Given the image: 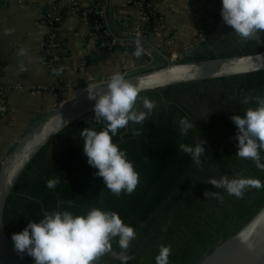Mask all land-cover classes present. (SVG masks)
I'll return each mask as SVG.
<instances>
[{
    "label": "trees",
    "instance_id": "16d2710c",
    "mask_svg": "<svg viewBox=\"0 0 264 264\" xmlns=\"http://www.w3.org/2000/svg\"><path fill=\"white\" fill-rule=\"evenodd\" d=\"M155 1L160 0L130 2L144 8L148 19L145 33H154L160 20ZM153 8L154 14H151ZM46 9L43 17L49 23L47 14L52 8ZM83 11L99 43L115 39L98 8L88 7ZM59 13L60 20L51 24L56 29L54 33L64 16ZM96 23L101 28L95 30ZM217 28L214 26L210 31L213 38L207 36L180 61L264 50V34L244 40L230 26L224 31ZM136 47L134 41L130 45L112 46L132 54ZM58 55L61 56L60 51ZM140 58L147 63L137 68V72L150 69L152 64L164 65L155 54H142ZM3 89L0 84V90ZM249 94H264V69L141 91V97L156 101L151 116L143 126L130 122L112 138L127 152L140 176L135 191L131 195L122 192L119 197L105 187L101 177L94 175L97 169L87 163L82 150L81 130L91 126L99 131L105 126L104 121L95 122L93 110L77 118L48 140L15 181L3 209V224L9 240L12 243L13 233L24 229L29 220L37 221L45 212L68 210L74 215H83L90 208L99 207L117 212L137 233L128 252L132 259L127 264H156L155 257L162 244L171 245L169 264H197L264 204V188L249 186L243 198H237L207 182L222 175L258 178L264 182V170L258 169L252 160L236 155L237 129L230 117L242 116L246 108L256 106L241 103ZM137 106H140L139 101ZM181 117H187L194 125L186 136L180 133ZM134 128L140 129L141 135H133ZM200 138L206 142L205 153L201 157L202 164L197 166L189 154L179 149V144L194 145ZM261 156L264 157V151ZM53 177H59L61 182L49 189L46 181ZM205 191H209L208 198L204 196ZM212 192H219L223 200L214 197ZM112 247L113 252L102 256L98 264H120L115 258L120 248L115 242ZM25 256L34 262L32 257Z\"/></svg>",
    "mask_w": 264,
    "mask_h": 264
},
{
    "label": "clouds",
    "instance_id": "9594fccd",
    "mask_svg": "<svg viewBox=\"0 0 264 264\" xmlns=\"http://www.w3.org/2000/svg\"><path fill=\"white\" fill-rule=\"evenodd\" d=\"M221 4L222 20L241 39L264 34V0H221ZM10 31L6 30L5 34ZM142 52L137 42L133 54L140 57ZM20 55H24V49L20 50ZM20 70H24L23 65ZM62 70L54 69L53 72L59 75ZM106 85L107 91L100 94L94 87L85 89L88 99L95 100L94 121H104L105 126L99 131L91 126L81 130L82 150L87 163L97 169L94 175L103 179L105 187L113 195L119 197L122 192L131 195L140 183L139 172L128 159L127 152L112 138L130 122L143 126L155 109L156 101L141 97L139 94L143 87L129 82L120 72L113 73ZM241 103H255L256 106L246 108L242 116L235 114L230 117L237 129L236 155L252 160L258 169L264 170V157L261 156L264 151V94L245 95ZM63 123L66 126L68 121L63 120ZM178 123L182 136L194 127L187 117H181ZM132 132L133 135H141L140 129L134 128ZM205 143L200 138L194 145L180 143L179 149L189 154L194 164L199 166L205 153ZM60 182L59 177L50 178L46 187L53 189ZM207 182L237 198H243L249 186L264 188V182L258 178L243 176L229 178L222 175ZM211 194L223 200L219 192ZM204 196L208 198L209 191H205ZM68 205L71 207L70 201ZM136 236L134 228L125 224L117 212L92 207L83 215H74L68 210L45 212L37 221L29 220L24 229L13 233L11 240L13 251L21 257L25 254L32 257L34 264H98L102 256L113 252L112 244L115 242L120 248L115 258L120 264H127L132 259L128 252ZM243 239L247 241V237ZM248 247L251 249L252 245L249 243ZM171 251V245H160L156 264H169Z\"/></svg>",
    "mask_w": 264,
    "mask_h": 264
},
{
    "label": "crops",
    "instance_id": "0c3cea01",
    "mask_svg": "<svg viewBox=\"0 0 264 264\" xmlns=\"http://www.w3.org/2000/svg\"><path fill=\"white\" fill-rule=\"evenodd\" d=\"M131 0H0V163L5 148L17 141L34 116L51 110L78 88L109 79L115 72L136 70L134 54L103 46L84 16L88 7L104 15L119 41L145 37L148 22L142 5ZM154 38L164 53L190 52L221 19V0H160ZM64 14L56 35L60 58L52 65L46 54L54 29L43 15L53 7ZM6 30H11L5 34ZM24 49V55L20 50ZM156 55V54H155ZM23 65L24 70L20 67ZM63 70L55 75L53 70Z\"/></svg>",
    "mask_w": 264,
    "mask_h": 264
},
{
    "label": "water",
    "instance_id": "95a60500",
    "mask_svg": "<svg viewBox=\"0 0 264 264\" xmlns=\"http://www.w3.org/2000/svg\"><path fill=\"white\" fill-rule=\"evenodd\" d=\"M128 41L138 42L150 55H158L164 63L145 71L134 70L123 74L125 79L141 85L144 90L264 69V50L252 54L183 62L180 59L188 52L178 51L173 59L172 55L164 53L157 46L153 32L147 33L146 37L131 36ZM146 63V59L137 60L134 67L142 68ZM108 80L103 78L99 82H91L83 88H78L77 92L56 107L43 112L42 117L34 116L23 135L5 148L6 155L0 163V264H34L25 255L21 257L13 251V244L6 234L3 209L7 196L33 156L65 127L63 120L68 121V125L93 110L95 100L88 99L86 87H94L100 94L107 91ZM10 183L12 185H9ZM244 237H247V241ZM249 243L252 245L251 249L248 247ZM197 264H264V204L240 229L216 245Z\"/></svg>",
    "mask_w": 264,
    "mask_h": 264
},
{
    "label": "built area",
    "instance_id": "2783aa9c",
    "mask_svg": "<svg viewBox=\"0 0 264 264\" xmlns=\"http://www.w3.org/2000/svg\"><path fill=\"white\" fill-rule=\"evenodd\" d=\"M221 7H222V5H221ZM154 10L155 9L153 8L150 11V13L154 14ZM47 16H48L50 24H52V22H57L60 20V13L57 10V8H55V6L52 7V9L49 11ZM94 27H95V30L101 28V26L97 23L95 24ZM144 37H145V35H144ZM100 44L103 46H106V45H108V46L109 45L110 46H113V45L123 46V45H130L131 41H128V40L127 41H119L117 39H113L111 41H108V40L102 41V42H100ZM59 46L60 45H59L58 37L54 32H52V34H50V42L48 44V47L46 48V54L49 56L50 62H57L59 60V58H60L58 55V52L60 50ZM139 46L143 49V52H142L143 55L150 56V53L147 51V49L144 46H142L140 44H139ZM172 58L173 59L176 58L174 54L172 55ZM3 91L4 90H0V103H1L2 98H3Z\"/></svg>",
    "mask_w": 264,
    "mask_h": 264
},
{
    "label": "rangeland",
    "instance_id": "374dc122",
    "mask_svg": "<svg viewBox=\"0 0 264 264\" xmlns=\"http://www.w3.org/2000/svg\"><path fill=\"white\" fill-rule=\"evenodd\" d=\"M216 26L218 27V28H217L218 30L224 31V30H226L225 28H226L228 25H226V24L224 23V21H222V19H220V20L217 22ZM208 36H210L211 38H213V33H209ZM150 66H151V67H156L155 64H152V65H150Z\"/></svg>",
    "mask_w": 264,
    "mask_h": 264
},
{
    "label": "flooded vegetation",
    "instance_id": "af4514ba",
    "mask_svg": "<svg viewBox=\"0 0 264 264\" xmlns=\"http://www.w3.org/2000/svg\"><path fill=\"white\" fill-rule=\"evenodd\" d=\"M217 35V32L214 33V37ZM161 63H156L155 66H159Z\"/></svg>",
    "mask_w": 264,
    "mask_h": 264
}]
</instances>
